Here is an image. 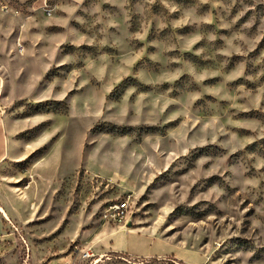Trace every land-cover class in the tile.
<instances>
[{"label": "rangeland", "instance_id": "374dc122", "mask_svg": "<svg viewBox=\"0 0 264 264\" xmlns=\"http://www.w3.org/2000/svg\"><path fill=\"white\" fill-rule=\"evenodd\" d=\"M0 22L26 143L0 264H186L97 251L105 226L264 264V0H0Z\"/></svg>", "mask_w": 264, "mask_h": 264}, {"label": "crops", "instance_id": "0c3cea01", "mask_svg": "<svg viewBox=\"0 0 264 264\" xmlns=\"http://www.w3.org/2000/svg\"><path fill=\"white\" fill-rule=\"evenodd\" d=\"M8 36V33L4 30L3 24L0 22V170L8 165L7 161L19 158L16 150L22 151L26 147L24 141L18 138L16 139V134L24 130L25 126L20 122L12 121L10 118L11 106L20 101L22 97L19 93L11 90L9 77L4 71V69L8 70L9 66L7 57L3 55V52L9 49L10 41L7 38ZM3 178L4 175L0 172V180ZM13 209L18 215L21 214L18 205L15 204ZM11 215H14V213H11ZM135 233L133 229H124L123 227L113 229L110 226H105L95 239L93 247L97 251L125 254L129 257L139 259H162L170 254L177 253L179 261H183L186 264H197L202 261L195 253L184 251L166 241L148 240V237H146V242L147 246L150 248H146L145 245H143L142 249L134 247L130 241V237L135 235ZM134 243H136L135 240ZM152 243L154 245H151ZM155 244L158 245V250L155 249Z\"/></svg>", "mask_w": 264, "mask_h": 264}, {"label": "built area", "instance_id": "2783aa9c", "mask_svg": "<svg viewBox=\"0 0 264 264\" xmlns=\"http://www.w3.org/2000/svg\"><path fill=\"white\" fill-rule=\"evenodd\" d=\"M24 50V46L22 42H17V51L19 53H22ZM126 210L127 205L126 203H120L112 205L105 213L104 219L107 222H114V223H120L126 218ZM91 256L90 253H86L85 257L89 258Z\"/></svg>", "mask_w": 264, "mask_h": 264}, {"label": "bare ground", "instance_id": "6f19581e", "mask_svg": "<svg viewBox=\"0 0 264 264\" xmlns=\"http://www.w3.org/2000/svg\"><path fill=\"white\" fill-rule=\"evenodd\" d=\"M1 210V212H3L5 215H6V213H5V211L3 210V209H0ZM98 262V261H97Z\"/></svg>", "mask_w": 264, "mask_h": 264}]
</instances>
